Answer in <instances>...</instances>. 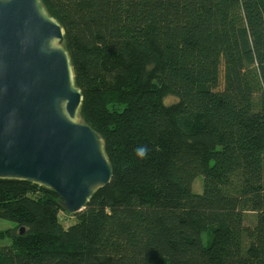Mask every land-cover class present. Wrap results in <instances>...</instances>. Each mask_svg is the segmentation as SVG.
I'll list each match as a JSON object with an SVG mask.
<instances>
[{
  "label": "trees",
  "instance_id": "obj_1",
  "mask_svg": "<svg viewBox=\"0 0 264 264\" xmlns=\"http://www.w3.org/2000/svg\"><path fill=\"white\" fill-rule=\"evenodd\" d=\"M42 3L113 179L79 214L0 180V264H264V0Z\"/></svg>",
  "mask_w": 264,
  "mask_h": 264
},
{
  "label": "water",
  "instance_id": "obj_2",
  "mask_svg": "<svg viewBox=\"0 0 264 264\" xmlns=\"http://www.w3.org/2000/svg\"><path fill=\"white\" fill-rule=\"evenodd\" d=\"M83 101L65 29L42 0H0V180L47 188L83 212L113 179Z\"/></svg>",
  "mask_w": 264,
  "mask_h": 264
},
{
  "label": "clouds",
  "instance_id": "obj_3",
  "mask_svg": "<svg viewBox=\"0 0 264 264\" xmlns=\"http://www.w3.org/2000/svg\"><path fill=\"white\" fill-rule=\"evenodd\" d=\"M135 155H136V157H138L141 160L146 159L147 158V155H148V148H147V146H143V145L138 146L135 149Z\"/></svg>",
  "mask_w": 264,
  "mask_h": 264
},
{
  "label": "rangeland",
  "instance_id": "obj_4",
  "mask_svg": "<svg viewBox=\"0 0 264 264\" xmlns=\"http://www.w3.org/2000/svg\"><path fill=\"white\" fill-rule=\"evenodd\" d=\"M167 100H172V98H167ZM200 185H201V180H197V182H196V188H199L200 187ZM64 217V216H63ZM69 219L71 220V221H75L76 219H75V217H69ZM7 228H11V226L7 223V222H5V221H3V220H0V231L1 230H6ZM6 242H9V241H6Z\"/></svg>",
  "mask_w": 264,
  "mask_h": 264
}]
</instances>
